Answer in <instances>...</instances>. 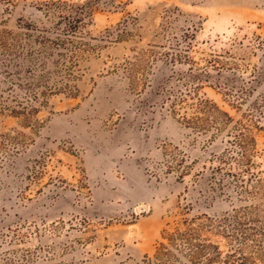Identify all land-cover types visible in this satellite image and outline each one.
Masks as SVG:
<instances>
[{"label": "rangeland", "instance_id": "obj_1", "mask_svg": "<svg viewBox=\"0 0 264 264\" xmlns=\"http://www.w3.org/2000/svg\"><path fill=\"white\" fill-rule=\"evenodd\" d=\"M0 264H264V0H0Z\"/></svg>", "mask_w": 264, "mask_h": 264}, {"label": "trees", "instance_id": "obj_2", "mask_svg": "<svg viewBox=\"0 0 264 264\" xmlns=\"http://www.w3.org/2000/svg\"><path fill=\"white\" fill-rule=\"evenodd\" d=\"M221 114H223L224 116L227 117V115H226L225 113H222V112H221ZM227 118H228V117H227ZM209 246H210V245H209ZM210 247H213V248H214V246H212V245H211Z\"/></svg>", "mask_w": 264, "mask_h": 264}]
</instances>
